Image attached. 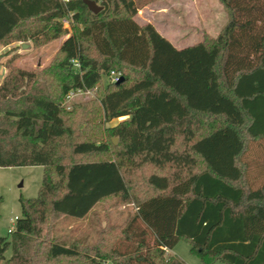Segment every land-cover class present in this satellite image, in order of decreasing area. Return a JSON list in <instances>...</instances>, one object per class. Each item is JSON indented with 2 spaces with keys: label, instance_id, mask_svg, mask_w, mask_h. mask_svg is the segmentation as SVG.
Segmentation results:
<instances>
[{
  "label": "trees",
  "instance_id": "1",
  "mask_svg": "<svg viewBox=\"0 0 264 264\" xmlns=\"http://www.w3.org/2000/svg\"><path fill=\"white\" fill-rule=\"evenodd\" d=\"M91 1L98 13L0 0V44L66 37L45 67L8 62L0 83V166H43L0 264H188L166 252L183 239L203 264H264V179L253 187L243 158L264 138V0H220L217 35L178 48L136 19L153 0ZM111 72L122 79L102 87ZM95 87L65 109L70 91ZM107 198L135 207L124 226L88 244L53 236L57 219Z\"/></svg>",
  "mask_w": 264,
  "mask_h": 264
},
{
  "label": "rangeland",
  "instance_id": "2",
  "mask_svg": "<svg viewBox=\"0 0 264 264\" xmlns=\"http://www.w3.org/2000/svg\"><path fill=\"white\" fill-rule=\"evenodd\" d=\"M227 9L220 0H153L140 8L136 19L143 24L151 22L160 34L165 35L175 45L194 44L203 39L204 35L216 36L227 20ZM69 23L64 25L69 27ZM70 28V27H69ZM66 37L52 40L49 43L34 47L32 41H17L0 44V83L10 72V66L35 70L45 67L55 55L57 48ZM120 77V75H119ZM109 75H103L101 86L105 87ZM96 90V87H95ZM95 90L91 93L75 92L68 99H64L65 109L73 108L74 103H82L97 97ZM116 118L106 125H114ZM106 137V136H105ZM116 137H112L113 139ZM117 142V138L115 143ZM114 143V144H115ZM249 167L247 174L253 187H257L264 179V138L250 142L245 153ZM43 173L42 165L0 166V236H8L9 227H13L15 219L21 216V197H35L41 185ZM83 218L60 217L52 225L53 236L69 243L78 239L83 243H92L103 228L109 226H124L135 214L132 204L119 202L115 198L103 199L97 203ZM174 254L188 264H203L201 260L190 252V245L186 240H180L174 248ZM11 250L8 249L6 257ZM111 264V261H105ZM213 264H222L216 261Z\"/></svg>",
  "mask_w": 264,
  "mask_h": 264
},
{
  "label": "built area",
  "instance_id": "3",
  "mask_svg": "<svg viewBox=\"0 0 264 264\" xmlns=\"http://www.w3.org/2000/svg\"><path fill=\"white\" fill-rule=\"evenodd\" d=\"M62 21H63V24L64 25H66V24H68L69 23V21H68V19L67 18H64V19H62ZM74 64H75V66H78V64H76L75 62H74ZM119 73H117V72H111L110 74H109V81L110 82H112V83H115L116 81H118V79H119ZM93 90H95V88H92V89H84V90H81V89H78V90H72V91H70L69 93H68V95L66 96V99H68L69 97H71L75 92H81V93H91V92H93ZM18 218V217H17ZM16 218V219H17ZM15 219V220H16ZM12 228L13 227H9L8 229H9V232L10 231H12ZM104 264H109L108 262H105Z\"/></svg>",
  "mask_w": 264,
  "mask_h": 264
},
{
  "label": "water",
  "instance_id": "4",
  "mask_svg": "<svg viewBox=\"0 0 264 264\" xmlns=\"http://www.w3.org/2000/svg\"><path fill=\"white\" fill-rule=\"evenodd\" d=\"M85 4L88 5L89 9L94 12L98 13V11L101 9V6L99 4H96L94 1L91 0H84ZM122 79V76L119 77L118 81ZM116 138L113 139V143H115Z\"/></svg>",
  "mask_w": 264,
  "mask_h": 264
},
{
  "label": "crops",
  "instance_id": "5",
  "mask_svg": "<svg viewBox=\"0 0 264 264\" xmlns=\"http://www.w3.org/2000/svg\"><path fill=\"white\" fill-rule=\"evenodd\" d=\"M173 43V42H172ZM175 47H183V46H186V45H189V44H185V45H175V44H173ZM174 248H175V246L173 247V248H169L166 252H167V254H174ZM175 255V254H174Z\"/></svg>",
  "mask_w": 264,
  "mask_h": 264
}]
</instances>
